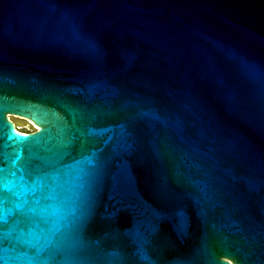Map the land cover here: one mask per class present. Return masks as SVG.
<instances>
[{"label":"water","instance_id":"water-1","mask_svg":"<svg viewBox=\"0 0 264 264\" xmlns=\"http://www.w3.org/2000/svg\"><path fill=\"white\" fill-rule=\"evenodd\" d=\"M0 264H264V0H0Z\"/></svg>","mask_w":264,"mask_h":264},{"label":"rangeland","instance_id":"rangeland-1","mask_svg":"<svg viewBox=\"0 0 264 264\" xmlns=\"http://www.w3.org/2000/svg\"><path fill=\"white\" fill-rule=\"evenodd\" d=\"M9 119L13 122V124L17 130H20V131L25 132V133H29V132L34 131L33 125L24 119H21L19 117L13 116V115H9Z\"/></svg>","mask_w":264,"mask_h":264},{"label":"built area","instance_id":"built-area-1","mask_svg":"<svg viewBox=\"0 0 264 264\" xmlns=\"http://www.w3.org/2000/svg\"><path fill=\"white\" fill-rule=\"evenodd\" d=\"M18 131H20V130H18ZM20 132H22V131H20Z\"/></svg>","mask_w":264,"mask_h":264}]
</instances>
